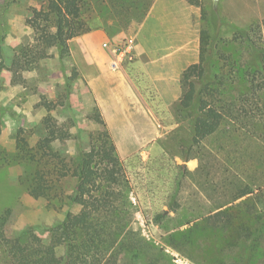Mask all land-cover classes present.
Segmentation results:
<instances>
[{
    "label": "rangeland",
    "instance_id": "1",
    "mask_svg": "<svg viewBox=\"0 0 264 264\" xmlns=\"http://www.w3.org/2000/svg\"><path fill=\"white\" fill-rule=\"evenodd\" d=\"M7 1L0 0V10ZM171 1L185 2L189 6L186 21L181 18L179 8L174 9L176 17H179L171 26L187 33L189 50L197 51L198 61L201 31L208 30L212 35L215 33L212 12L219 17L218 37L225 40L232 37L236 28H247L264 19V0H219L216 9L211 0H195L196 3L189 0H86L83 17L90 28L91 23H96L99 17L109 21L107 29L111 33H124V36L106 43L116 44L126 40L133 42L135 49L138 27L144 23L152 8L156 4L163 5L162 3ZM40 5L39 0H15L7 7L3 18L9 27L6 36L9 52L32 43L34 32L26 20L31 17V8H40ZM169 11L164 9L167 15ZM161 24L164 25L162 22ZM51 36L55 41L54 32H51ZM53 54L55 57L49 63L24 72L25 82L14 81L9 71L0 73V81L11 85L0 91V106L5 107L6 111L0 122V215L11 209V216L3 231V238L7 241L17 238L27 228H50L60 222L67 211L57 201L51 204V192L39 198H34L27 192L25 178L30 167L18 143V132L22 130L21 138L26 140L29 148L34 147L46 135L43 119L48 112L52 113L59 125L67 124L74 113L78 128L74 127L70 131L71 139L64 143L58 141L55 145L63 155L65 169L72 172L79 153L74 136L80 134L83 152L92 154L90 136L103 129L93 98L73 64L71 52L69 56L63 55V62L56 51ZM117 60L123 61L118 56ZM64 94L69 96L65 105H70L71 110L59 105ZM48 104H57V108L48 111ZM151 107L163 127L173 125V120L167 118L159 103L152 101ZM172 115L176 120L173 111ZM224 144L226 151L219 152L215 139L209 140L199 150V158L188 162L166 154L164 149L151 153L150 156L139 154L140 159L133 158L128 162L126 176L131 179L135 189L130 193L134 213L127 231L141 235L160 250L164 255L161 264H221L223 261L227 264H245L246 255L242 246L245 236L258 231L264 224V117L254 127L250 126L247 134H234ZM165 146L172 154L177 152L173 138L166 140ZM179 165L188 170L186 176L178 178L182 183L181 194L178 196L182 207L178 213H169L172 221L166 222L168 225L165 223L163 227L155 223L154 217L168 211L167 204L177 187L176 166ZM253 183L257 187L261 186L256 191V196L250 195L249 198L233 201L239 189ZM49 184L51 191H58L56 182L51 181ZM75 184L76 180L73 178L62 182L60 188L64 196L72 193ZM238 204L241 205L238 207ZM219 206H224L222 210L236 211L238 222L235 223L238 227L202 232L195 246L186 245L182 251L169 245V235L173 233L170 230L177 223L194 214L207 215ZM239 223L247 224L248 229L239 227ZM30 242L35 246L47 244L49 233L34 229ZM256 242L257 251L251 253L252 257L247 264H264V228ZM246 244H250V241ZM3 249L0 246V264L8 262ZM56 250L58 255L63 253L60 246H56ZM121 259V264H131L128 254L124 253Z\"/></svg>",
    "mask_w": 264,
    "mask_h": 264
},
{
    "label": "trees",
    "instance_id": "2",
    "mask_svg": "<svg viewBox=\"0 0 264 264\" xmlns=\"http://www.w3.org/2000/svg\"><path fill=\"white\" fill-rule=\"evenodd\" d=\"M39 1L40 8H31V17L26 20L34 32L32 43L10 52L6 46L9 27L3 17L15 0H8L0 10V73L11 72L17 83L25 82L24 72L38 69L41 64L54 59L53 51L63 62V55H70L69 41L91 30L83 17L86 0ZM218 18L212 12L213 35L208 30L200 33L199 61L182 73V95L173 106L177 128L160 142L166 154L180 157L184 162L199 158V150L212 139L219 152L226 151L225 141L232 139L234 134H247L248 128L264 117V19L247 28H236L232 37L225 40L217 34ZM51 32H54L55 41ZM3 89L4 84L0 81V91ZM61 99L58 104L66 106L69 96L64 94ZM48 105V111L57 108V104ZM66 107L70 109L71 106ZM5 112V107L0 106V122ZM43 126L46 135L31 148L21 138L22 130L18 132V143L30 167L25 178L27 192L34 198L51 192V204L57 201L67 211L64 218L50 228H27L17 238L7 241L3 231L11 209L5 210L0 215V246L4 247L6 264H121L124 253L129 255L131 264H161L164 255L160 250L141 235L127 231L134 213L130 193L135 189L126 176L127 167L133 158L140 159L139 153L122 160L109 131L103 126L90 136L92 154L83 152L80 134L74 136L79 153L75 169L69 172L55 145L58 141L64 143L71 139L70 131L78 128L76 116L73 113L67 124L59 125L48 112ZM170 138L177 148L175 154L165 146V141ZM176 169L177 187L170 196L168 211L154 217L155 223L163 227L172 221L169 213H178L182 207L178 198L182 183L178 178L186 176L188 170L181 165ZM67 178L75 179L76 184L72 193L64 196L60 186ZM51 181L57 183L58 191L50 190ZM259 189L261 186L254 183L247 184L239 189L233 201L256 196ZM223 207L204 216L194 214L177 223L170 230L173 233L169 235V245L182 251L186 245L195 246L202 232L238 227L236 211L222 210ZM239 225L248 229L247 224ZM263 228L264 224L258 231L245 236L242 243L245 264L249 263L251 253L257 251L256 240L261 237ZM34 229L49 233V242L33 245L30 238ZM247 241L250 244L247 245ZM56 246L63 248L62 254H57ZM223 262L221 264H227Z\"/></svg>",
    "mask_w": 264,
    "mask_h": 264
},
{
    "label": "crops",
    "instance_id": "3",
    "mask_svg": "<svg viewBox=\"0 0 264 264\" xmlns=\"http://www.w3.org/2000/svg\"><path fill=\"white\" fill-rule=\"evenodd\" d=\"M162 4H156L138 27L134 52L122 62L103 45L119 40L124 33H111L107 29L109 21L102 17L91 23L90 32L69 42L73 64L121 159L137 153L150 156L162 150L161 140L177 128L172 111L182 95V73L198 62L197 51L189 50L187 33L171 26L179 17L174 9L179 8L186 21L189 6L173 1ZM164 9L170 10L168 15ZM9 87L5 81L4 88ZM152 101L159 103L167 118L173 120L169 128L158 122Z\"/></svg>",
    "mask_w": 264,
    "mask_h": 264
},
{
    "label": "built area",
    "instance_id": "4",
    "mask_svg": "<svg viewBox=\"0 0 264 264\" xmlns=\"http://www.w3.org/2000/svg\"><path fill=\"white\" fill-rule=\"evenodd\" d=\"M104 47L112 48L119 59H124L126 56L132 53L134 49L133 42H127L126 40L120 43L112 44L105 43Z\"/></svg>",
    "mask_w": 264,
    "mask_h": 264
},
{
    "label": "water",
    "instance_id": "5",
    "mask_svg": "<svg viewBox=\"0 0 264 264\" xmlns=\"http://www.w3.org/2000/svg\"><path fill=\"white\" fill-rule=\"evenodd\" d=\"M211 1H212L213 8L216 9L218 7L219 0H211Z\"/></svg>",
    "mask_w": 264,
    "mask_h": 264
}]
</instances>
